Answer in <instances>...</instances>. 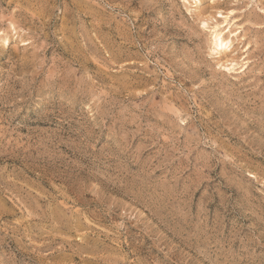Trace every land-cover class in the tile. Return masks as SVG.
I'll use <instances>...</instances> for the list:
<instances>
[{"label":"rangeland","instance_id":"obj_1","mask_svg":"<svg viewBox=\"0 0 264 264\" xmlns=\"http://www.w3.org/2000/svg\"><path fill=\"white\" fill-rule=\"evenodd\" d=\"M194 3L0 0V264H264V0Z\"/></svg>","mask_w":264,"mask_h":264},{"label":"bare ground","instance_id":"obj_2","mask_svg":"<svg viewBox=\"0 0 264 264\" xmlns=\"http://www.w3.org/2000/svg\"><path fill=\"white\" fill-rule=\"evenodd\" d=\"M187 1V0H186ZM196 4V7H199L198 5H200L201 0H194ZM221 18L224 19V21L220 24L215 25L212 29L211 32H213V46H214V51L216 52V54L219 56L222 55L223 53H226L227 51L231 50V46L233 45V38H231V35H234L233 30L228 29V33L229 35L227 36L225 32L227 28H232L231 26L233 25L231 23V17L229 18V16H223L221 15ZM221 22V21H220ZM206 27V24H205ZM211 30V29H209ZM240 32V31H239ZM238 33V32H237ZM236 36V35H235ZM238 38V37H237ZM236 40V39H235ZM232 51V50H231ZM235 64V63H234ZM233 62L231 64H229L230 66H234ZM236 66V64H235ZM230 69V68H228Z\"/></svg>","mask_w":264,"mask_h":264}]
</instances>
